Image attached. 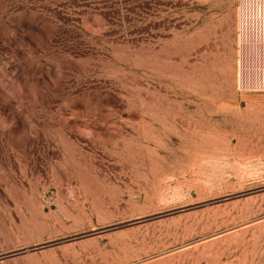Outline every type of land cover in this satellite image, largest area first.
<instances>
[{"label": "rangeland", "instance_id": "374dc122", "mask_svg": "<svg viewBox=\"0 0 264 264\" xmlns=\"http://www.w3.org/2000/svg\"><path fill=\"white\" fill-rule=\"evenodd\" d=\"M239 5L0 0V264H264Z\"/></svg>", "mask_w": 264, "mask_h": 264}, {"label": "built area", "instance_id": "2783aa9c", "mask_svg": "<svg viewBox=\"0 0 264 264\" xmlns=\"http://www.w3.org/2000/svg\"><path fill=\"white\" fill-rule=\"evenodd\" d=\"M238 27L242 47L250 49L254 56L252 71L257 67L261 73L262 78L255 77L254 84L264 88V83H260V79L264 81V0H240ZM255 46L258 48L253 49Z\"/></svg>", "mask_w": 264, "mask_h": 264}, {"label": "bare ground", "instance_id": "6f19581e", "mask_svg": "<svg viewBox=\"0 0 264 264\" xmlns=\"http://www.w3.org/2000/svg\"><path fill=\"white\" fill-rule=\"evenodd\" d=\"M248 51V50H247ZM253 81V80H252Z\"/></svg>", "mask_w": 264, "mask_h": 264}]
</instances>
